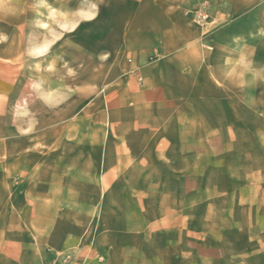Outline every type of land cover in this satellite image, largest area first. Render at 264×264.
<instances>
[{
  "label": "crops",
  "instance_id": "1",
  "mask_svg": "<svg viewBox=\"0 0 264 264\" xmlns=\"http://www.w3.org/2000/svg\"><path fill=\"white\" fill-rule=\"evenodd\" d=\"M258 7L2 0L0 264L12 247L13 264H264V163L244 153L257 89L242 83L258 39L230 31Z\"/></svg>",
  "mask_w": 264,
  "mask_h": 264
},
{
  "label": "rangeland",
  "instance_id": "2",
  "mask_svg": "<svg viewBox=\"0 0 264 264\" xmlns=\"http://www.w3.org/2000/svg\"><path fill=\"white\" fill-rule=\"evenodd\" d=\"M0 0V4H1ZM9 3L10 0H5ZM200 11L199 9L194 12V16L196 19L197 12ZM203 13L206 15V19L203 20L201 23H195L206 25L210 19V16L202 10ZM229 17L226 16V19ZM230 31L236 33L243 38V42L247 41L248 39L257 38L258 45L257 49L244 51V54L249 56L251 53L256 51V55L253 56V59L250 61L243 60V69H249V76H242V83L249 84L253 86L254 89H257L255 93L257 94V107L249 110V113H244L245 120L247 121V126L250 128V131L256 133L257 139H250L247 140L249 144V148L244 152L247 154V159H250V162L253 158L257 157L259 163H264V8L258 7L255 11L249 14L245 19L241 21L240 25H236V27H232ZM212 39V35L210 36ZM248 63L247 65H244ZM246 71V70H245ZM243 101H250L254 99L253 97L249 96L248 92H243L242 96ZM247 117V118H246ZM261 159H263L261 161ZM248 161V160H247ZM4 216V213H3ZM91 229H88L83 236L80 237L78 243L76 244L75 248L77 250L84 251L88 249L91 243ZM6 240H10V237H4ZM38 239L35 237V241ZM85 253V252H84ZM83 253V254H84ZM9 257L4 258V256ZM79 253L75 256L74 253L70 252H53L52 255H37L38 257H34V259H30L27 264H78L77 259H79ZM86 256V254L84 255ZM77 258V259H76ZM11 261L13 264V247L3 253L2 256V263L6 264L8 261Z\"/></svg>",
  "mask_w": 264,
  "mask_h": 264
},
{
  "label": "built area",
  "instance_id": "3",
  "mask_svg": "<svg viewBox=\"0 0 264 264\" xmlns=\"http://www.w3.org/2000/svg\"><path fill=\"white\" fill-rule=\"evenodd\" d=\"M205 19H206V15L203 13V11H202V10L198 11V12H197V15H196V19H195V21H196L197 23H201V22H202L203 20H205ZM138 80L141 81L140 78H138Z\"/></svg>",
  "mask_w": 264,
  "mask_h": 264
}]
</instances>
